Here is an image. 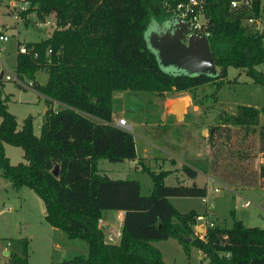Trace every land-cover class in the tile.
<instances>
[{
  "label": "trees",
  "instance_id": "16d2710c",
  "mask_svg": "<svg viewBox=\"0 0 264 264\" xmlns=\"http://www.w3.org/2000/svg\"><path fill=\"white\" fill-rule=\"evenodd\" d=\"M174 1L30 0L23 15L51 13L56 26L47 37L25 42L37 55L16 54V74L21 80L27 77L30 87L60 104L45 110L35 134L31 117H24L17 126L14 114L5 107V97L0 96L1 174L13 188L25 185L32 189L43 203L45 221L69 237L84 239L88 249L85 255L30 262L27 238H10L13 247L5 264H166L152 240L167 237L174 238L185 253L191 246L199 249L206 264H264V227L246 225L238 218L226 226L214 217V223L199 237L193 230L196 211H180L168 199L171 195L202 196L204 185L165 184L163 171H149L143 165L151 174L152 185L148 193L140 194L137 179L111 178L96 167L101 157L109 161L135 157L132 133L112 123L113 90L181 91L209 81L217 88L228 65L243 68L253 81L264 83V73L255 68L264 61V31H253L242 22L243 11L229 9L228 0L205 2L215 74L187 73L161 65L147 34L157 28V19L166 17L168 24L175 20ZM257 5L258 0H253L254 11ZM46 48H50L48 54ZM38 68L47 73L44 83L34 78ZM260 115L264 117V105L237 103L233 112L223 114L208 128V158L182 164L183 171L194 176L196 167L232 186L255 183V174H233L234 163L247 159V152L231 153L226 148L236 141L231 137L242 133L247 145L256 143L257 150L264 153ZM223 137L228 139L226 147L218 142ZM3 142L19 145L24 161L11 163ZM238 145L242 148V141ZM258 171L261 178L264 162ZM105 209L123 211L115 243L103 239L98 223Z\"/></svg>",
  "mask_w": 264,
  "mask_h": 264
},
{
  "label": "rangeland",
  "instance_id": "374dc122",
  "mask_svg": "<svg viewBox=\"0 0 264 264\" xmlns=\"http://www.w3.org/2000/svg\"><path fill=\"white\" fill-rule=\"evenodd\" d=\"M260 2L264 4V0ZM43 17L49 19L51 23L55 22L51 13L40 17L31 11L26 15V21L25 19L22 21L15 20L10 14L0 11V24L4 22L7 25L4 30L7 39L0 40V73L2 75L15 71L18 41L40 40L49 35L51 28H54L34 23L35 20ZM168 21V18L161 17L155 21L156 27H165ZM255 68L264 73V61L256 64ZM33 75L37 82L43 83L47 74L44 68H38ZM26 79L27 77L23 78L24 81ZM0 96L5 97V107L14 114L17 126H20L25 116H30L33 132L39 133L43 118L42 104L45 101L43 94L30 86L22 87L13 80L0 78ZM176 99L185 102L182 108L184 115L175 119L170 105ZM237 103L264 105V83L253 81L244 73L243 68L232 65L226 67V74L217 88L213 82L209 81L181 91L113 90L111 114L113 116L122 114L130 125L131 128L128 130L133 135L137 155L133 160L122 161H109L101 157L97 159L98 161L96 160V167L98 166L100 171L111 178L137 179L140 194L148 193L152 184L151 174L142 169L143 165L149 171H163L162 181L165 184H173L175 176H184L182 164L190 161V158L196 154L203 153L205 140L208 142V128L219 122L223 114L233 112ZM258 122L259 125L264 123L262 115ZM231 140L236 141L226 150L233 153L242 149L248 154L247 159L234 163V176L235 174L247 176L250 172L257 176V180L251 184L233 185V189L228 184L217 185L219 186L217 192L210 187L208 195L214 202V206L210 207L209 211L215 213L226 226L231 224L233 218L242 217L246 225L264 227V186H262L264 175L261 178L258 176L259 164L264 162V153L257 150L256 143L253 146L247 145V137L242 133L235 136V139L231 137ZM227 141L228 139L223 137L219 138L218 142L224 143L226 147ZM239 141H242V148L238 145ZM3 145L4 152L11 163L24 161L19 145L7 142H3ZM220 153L222 156L223 152ZM225 153L227 154V151ZM199 160L205 161L206 158L199 157ZM222 163H226L225 159ZM225 174L231 175L227 170ZM200 177L201 174L198 175V179ZM241 198H248L249 205L246 207L240 205ZM170 201L180 210H187L190 207L204 209V203L201 200L187 196H172ZM109 212L111 211H107L105 215L107 218ZM43 214L44 206L38 195L25 185L11 187L0 169V249L3 246L11 249L13 245L8 244L9 238L16 237V233L22 229L21 233L30 237L27 244V258L30 262L58 261L72 254L87 253V243L84 239L69 237L61 229H49L52 227L48 223H46L45 231L37 232L40 228L39 222H45ZM33 231L36 233L31 236ZM155 245L161 248L165 259L172 264H183L187 260L190 264L199 262L195 247L191 246L185 253L174 238L157 239ZM6 256H1L5 262Z\"/></svg>",
  "mask_w": 264,
  "mask_h": 264
},
{
  "label": "built area",
  "instance_id": "2783aa9c",
  "mask_svg": "<svg viewBox=\"0 0 264 264\" xmlns=\"http://www.w3.org/2000/svg\"><path fill=\"white\" fill-rule=\"evenodd\" d=\"M205 2L206 0H175L171 5L174 19L181 21L185 25V31L183 33V39L188 35L197 34L207 37L209 33V27L207 23V17L205 16ZM30 5V0H0V11L5 14H10L15 20H22L26 18L29 12L23 15V12L27 10ZM228 8L235 11H243L241 18L242 22L251 27L253 31H264V9L263 4L258 0L257 10L253 9V0H228ZM26 20V19H25ZM36 25L44 26H56L55 22H52L45 17L34 21ZM7 25L3 22L0 24V40H6L7 35L4 30ZM17 31V30H16ZM50 48H46L45 53L48 54ZM16 53H27L32 56H36V50L30 48L25 42H18ZM2 79L13 80L21 85L30 86L29 80H21L17 77L16 70L13 73H5L2 75ZM25 82V83H24ZM112 123L122 127L126 130L130 129V125L126 122L123 116H119L112 120ZM217 190L218 187H214ZM250 201L247 198H241L239 204L246 206ZM100 221V218L98 219ZM214 223V218L209 214H198L193 224L194 234L202 237L207 226ZM6 262L0 259V264ZM202 262L201 264H206Z\"/></svg>",
  "mask_w": 264,
  "mask_h": 264
},
{
  "label": "water",
  "instance_id": "95a60500",
  "mask_svg": "<svg viewBox=\"0 0 264 264\" xmlns=\"http://www.w3.org/2000/svg\"><path fill=\"white\" fill-rule=\"evenodd\" d=\"M185 25L181 21H172L165 27H157L148 31L147 40L155 50L161 65L182 69L187 73H216V67L208 46L207 37L191 34L183 39ZM183 100L176 99L171 103V111L180 118ZM57 166L52 173L56 175Z\"/></svg>",
  "mask_w": 264,
  "mask_h": 264
},
{
  "label": "crops",
  "instance_id": "0c3cea01",
  "mask_svg": "<svg viewBox=\"0 0 264 264\" xmlns=\"http://www.w3.org/2000/svg\"><path fill=\"white\" fill-rule=\"evenodd\" d=\"M263 4V3H262ZM263 6H264V4H263ZM264 9V8H263ZM264 11V10H263ZM26 21V20H25ZM51 27V26H50ZM54 27V26H53ZM53 28H51V30H52ZM51 30H50V32H51ZM50 32H49V34H50ZM48 36V35H47ZM46 36V37H47ZM43 39V38H42ZM34 41H37V40H34ZM18 42H20V41H18ZM26 42V41H25ZM17 54V53H16ZM47 74V73H46ZM1 78V77H0ZM46 78H47V75H46ZM27 80V79H26ZM45 81H46V79H45ZM44 81V82H45ZM43 82V83H44ZM21 85V84H20ZM22 87H27V86H25V85H22ZM40 93V92H39ZM42 94V93H41ZM44 99H45V101H44V103L42 104V108H43V113L45 112V110H47L49 107L51 108V109H55L56 107H58V105L60 104L58 101H56V100H54V99H50L49 97H47V96H45L44 94H43V96H42ZM185 101H183V103H184ZM53 103H56V105H52ZM11 112V111H10ZM184 114H183V112H182V116H183ZM119 116H122V114H118V115H116V116H113L112 114H111V118H112V120H114L115 118H117V117H119ZM181 116V117H182ZM26 117V116H25ZM42 117H43V115H42ZM124 117V116H123ZM174 118L176 119V118H178V117H176V115L174 114ZM43 119V118H42ZM134 145H135V143H134ZM3 147H4V145H3ZM208 154H209V148H208V142H206V140H205V144H204V151H203V153L202 154H196L194 157H192V158H190V161H192V160H196V159H199V157H202V158H208ZM136 150H135V157H136ZM144 156V155H143ZM8 157V156H7ZM134 157V158H135ZM133 158V159H134ZM100 159V158H99ZM98 159V160H99ZM133 159H129V160H133ZM140 158L138 157V160H139ZM97 160V161H98ZM123 160H125V159H123ZM122 161V160H121ZM188 162L189 161H187V162H184L183 164H188ZM97 168H98V166H97ZM193 168H195V170H196V173H195V175L194 176H188L184 171H183V169H182V171H183V173H184V176H181V175H178V176H175V182L173 183V184H175L177 181H179V182H181V183H183V184H186V185H190L191 183H195L196 185H199V186H201V185H204L205 186V190H206V192H205V194L204 195H202V196H188V195H185V196H187L188 198H192V199H197V200H201V202H203L204 203V209H200V210H198V209H196L195 207H190L189 209H194L195 211H196V213L197 214H209L210 216H212L213 218L214 217H217L216 215H215V213H213V212H210L209 211V208L210 207H213L214 206V202L209 198V191H210V187H211V189L214 191V192H217L218 191V189L217 190H214L213 188L214 187H219V186H226L227 184H225V183H223V182H221L220 180H218L216 177H214L213 175H211L210 173H208V172H204V171H202V170H200L199 168H196V167H193ZM98 170L100 171V169L98 168ZM100 172H102V171H100ZM102 173H104V172H102ZM106 174V173H105ZM199 174H201V177H200V179H198V175ZM107 175V174H106ZM118 178V177H117ZM135 179V178H134ZM209 184L211 185V186H209ZM152 185V184H151ZM217 185H219V186H217ZM22 186V185H21ZM20 186V187H21ZM229 186V185H228ZM262 186H264V185H262ZM233 186L231 185V189H233L232 188ZM151 188V187H150ZM150 188H149V190H150ZM230 189V190H231ZM172 196H180V195H171V196H168V199L170 200V197H172ZM248 199V198H247ZM249 200V199H248ZM250 201V200H249ZM171 202V201H170ZM172 203V202H171ZM247 205H249V204H247ZM246 205V206H247ZM175 206V205H174ZM246 206H244V207H246ZM176 207V206H175ZM177 208V207H176ZM178 209V208H177ZM189 209H187V210H189ZM178 210H180V209H178ZM107 211H111V212H109V217L107 218L105 215H106V213H107ZM180 211H186V210H180ZM122 213H123V211L121 210V209H105V210H103L102 211V215H101V217H100V221H98V223H99V225H100V227H101V229H102V231H103V239L105 240V241H107V242H117L118 241V239H119V234H120V228H121V221H122ZM239 219H241V220H243L242 219V217L241 218H239ZM45 220V219H44ZM30 222V221H29ZM40 223V228L37 230V232H39V231H45L46 229H47V226H46V221L45 222H39ZM50 225V224H49ZM50 227H52V228H49V229H59V228H57V227H54V226H51L50 225ZM19 233H16L17 235H16V237H13V238H18V237H25V238H27V242H26V252H27V244H28V239L30 238L29 236H26V235H24V233H21V231H22V229H19ZM24 232V231H23ZM36 232L35 231H33L32 233H31V236H34V234H35ZM172 238V237H171ZM152 243L155 245V240H152ZM9 245H10V238H9V243H8ZM54 245L56 244V243H53ZM159 250H160V252H161V256H162V259L165 261V263L166 264H172V263H170V262H168V260H166L165 259V257H164V255H163V252H162V250H161V248L160 247H158L157 245H155ZM190 249V248H189ZM9 248L7 247V246H3L1 249H0V259H1V256H6L7 254H8V252H9ZM196 250H197V253H198V264H201L202 262H206L207 261V258H205L204 257V255H203V253L199 250V249H197L196 248ZM73 255V254H72ZM28 256V255H27ZM28 259V258H27ZM186 263H189L188 262V260H187V262ZM183 264H185V263H183ZM190 264V263H189Z\"/></svg>",
  "mask_w": 264,
  "mask_h": 264
}]
</instances>
